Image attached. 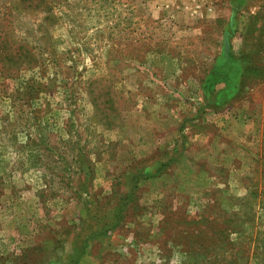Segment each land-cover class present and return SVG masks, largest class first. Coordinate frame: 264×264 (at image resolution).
Here are the masks:
<instances>
[{
  "label": "rangeland",
  "instance_id": "obj_1",
  "mask_svg": "<svg viewBox=\"0 0 264 264\" xmlns=\"http://www.w3.org/2000/svg\"><path fill=\"white\" fill-rule=\"evenodd\" d=\"M1 31L0 264H264V0H0Z\"/></svg>",
  "mask_w": 264,
  "mask_h": 264
},
{
  "label": "trees",
  "instance_id": "obj_2",
  "mask_svg": "<svg viewBox=\"0 0 264 264\" xmlns=\"http://www.w3.org/2000/svg\"><path fill=\"white\" fill-rule=\"evenodd\" d=\"M257 16V15H256ZM256 16H250L248 19V22H247V24L246 25H244V30H246V32H245V36H247L246 34H247V32H248V30H249V26H253L254 25V23H255V20H258V17H256ZM231 24H232V20H231ZM4 26H6V25H3V27ZM250 32V31H249ZM3 31H1L0 32V38H2L4 35H3ZM235 34V33H234ZM233 36V33L232 34H230V35H227V34H225V36H224V38H226V41H224L223 40V42H224V44L225 45H228V43H229V39L231 38ZM250 36V35H249ZM3 40V38L2 39H0V43H1V41ZM245 46H244V44H243V48H244ZM239 57H245V56H247V54H244V50L242 49V53L240 54V55H238ZM238 57V58H239ZM258 57H259V59H258ZM231 58H232V60L233 61H231ZM223 60L226 62V67L228 68V66H229V64H231L232 66H234V63H239V60H235L234 61V59H233V57H231V52H230V47H228L226 50L225 49H223ZM256 61V62H259V64H263L264 65V59L260 56V54H258L257 53V56L255 57V59H251V61ZM255 62V63H256ZM257 64V63H256ZM262 65V66H263ZM220 66V65H219ZM238 66V65H237ZM225 69V68H224ZM224 69L222 68V67H219V70H218V72H217V74L218 75H221L222 73H223V71H224Z\"/></svg>",
  "mask_w": 264,
  "mask_h": 264
},
{
  "label": "crops",
  "instance_id": "obj_3",
  "mask_svg": "<svg viewBox=\"0 0 264 264\" xmlns=\"http://www.w3.org/2000/svg\"><path fill=\"white\" fill-rule=\"evenodd\" d=\"M240 22V21H239ZM255 22H256V24L258 25V20H255ZM235 34L233 35V37L234 36H236L237 35V33L238 32H234ZM233 37H231V39L233 38ZM242 40H244V39H242ZM224 41H226V38H224ZM229 44H230V40H229V43H228V45H227V48L229 47ZM232 45V44H231ZM233 49V48H232ZM237 53H240V51H239V49L237 50ZM264 51H262L261 53H260V55H261V57L264 59ZM258 59H259V57H258Z\"/></svg>",
  "mask_w": 264,
  "mask_h": 264
}]
</instances>
